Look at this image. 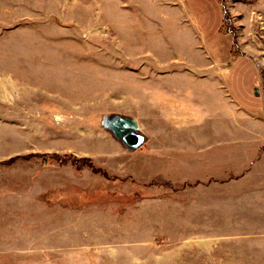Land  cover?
Segmentation results:
<instances>
[{"label": "rangeland", "instance_id": "obj_1", "mask_svg": "<svg viewBox=\"0 0 264 264\" xmlns=\"http://www.w3.org/2000/svg\"><path fill=\"white\" fill-rule=\"evenodd\" d=\"M213 2L191 46L177 1L0 0V264H264V0Z\"/></svg>", "mask_w": 264, "mask_h": 264}, {"label": "crops", "instance_id": "obj_2", "mask_svg": "<svg viewBox=\"0 0 264 264\" xmlns=\"http://www.w3.org/2000/svg\"><path fill=\"white\" fill-rule=\"evenodd\" d=\"M171 1H177L180 3H184L185 6L189 7V9L191 11V12H189V11L184 10L185 8H183L182 5L180 4L179 5L180 7L178 8V10H175V11L173 10L174 12L173 11L171 12L173 15H169V17H171V18L174 17L172 20H174V22L179 25L180 31L184 32V34L186 35V42H189L188 45L193 46V43L195 41V32L197 30L196 29L197 27L201 33L208 32L207 31L208 27L200 24V20L204 23V21L201 18V15L204 16L202 13H205V12H201L202 10L199 11L197 9L202 8L204 6V4H206L208 1L211 4V9H212L215 7V3H214L215 1L214 2H213V0H181V1L171 0ZM216 10H217V7H215V12H218ZM193 17L196 19L195 22H196V24H198L197 27H196V24L194 23ZM162 18H163V16H162ZM194 50H196V49H194ZM192 55H194V54L192 53ZM188 59H189V61H183V62H181V61L172 62L171 61V62H169V64H178V65L201 64V63H198V61L190 60L191 57H188ZM162 64H166V63H162ZM176 80H174V83ZM194 81H196V80H194ZM179 82H181L180 79H178L175 84H173V83L170 84V87L166 86V88L169 91H167L165 89L162 91L157 90V92H159V94H161L164 98L167 97V95H171V97L177 98V100H174V101L170 100L169 102L168 101L162 102L164 110L166 111V113H169V117H170V119H169L170 121L168 123H166L170 127L169 132L168 133H162L163 136H166V134L169 136L167 138L168 141H166V143H164V146H165V144H167V146H169L170 148L166 149L163 152V155H168V156H170L171 154L182 153L181 152L182 150L177 148V146H180V144H182L183 141L187 142L185 144L186 145L188 144L189 146L190 145L191 146L192 145H194V146L199 145L200 149H198L197 151L202 153V145H203L202 144L203 141H202V137H201L202 134H199V136L197 135V133H200L203 129L202 123L201 122L194 123L192 126L188 127V129L194 130L195 133H193V134L191 133L193 135V137L191 136V137H189V139H187V137H185V136H187V134L184 135L182 132L181 133L178 132V131H182L181 128L179 127V124L182 122L179 119H177V117H179V116L181 117L182 115L186 114V112L184 110L186 109L187 106L192 105L190 108H193L195 111H196V108H198V107L200 109L202 108L203 102L201 100L202 97L200 96L201 92H199L197 90H193V91H191V90L190 91L179 90V88H180L179 85H181ZM159 96H156V97H159ZM178 99H180L183 103L179 102ZM198 100L200 102L199 104H198ZM168 103H169V105H168ZM178 105H183L182 108L184 110L181 108L180 109L177 108ZM166 124L164 123L165 126H166ZM166 127L164 128L165 130L168 129ZM172 129H175L177 132H173ZM223 136H222V139H225V140L230 138V134H228L227 132H225ZM213 145H216V144L214 143ZM195 150L196 149H194V150L189 149L190 152L195 151Z\"/></svg>", "mask_w": 264, "mask_h": 264}, {"label": "water", "instance_id": "obj_3", "mask_svg": "<svg viewBox=\"0 0 264 264\" xmlns=\"http://www.w3.org/2000/svg\"><path fill=\"white\" fill-rule=\"evenodd\" d=\"M258 95V93H256ZM112 131L129 149L137 150L145 143V136L138 131L132 119L117 118L112 126Z\"/></svg>", "mask_w": 264, "mask_h": 264}, {"label": "bare ground", "instance_id": "obj_4", "mask_svg": "<svg viewBox=\"0 0 264 264\" xmlns=\"http://www.w3.org/2000/svg\"><path fill=\"white\" fill-rule=\"evenodd\" d=\"M137 126V125H136ZM138 128V127H137Z\"/></svg>", "mask_w": 264, "mask_h": 264}]
</instances>
